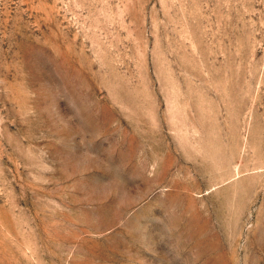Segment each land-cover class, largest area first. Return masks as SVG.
I'll return each instance as SVG.
<instances>
[{
  "label": "rangeland",
  "instance_id": "1",
  "mask_svg": "<svg viewBox=\"0 0 264 264\" xmlns=\"http://www.w3.org/2000/svg\"><path fill=\"white\" fill-rule=\"evenodd\" d=\"M0 264H264V0H0Z\"/></svg>",
  "mask_w": 264,
  "mask_h": 264
}]
</instances>
